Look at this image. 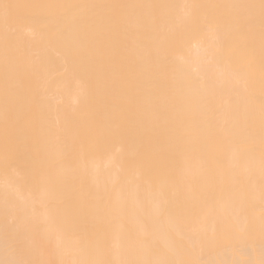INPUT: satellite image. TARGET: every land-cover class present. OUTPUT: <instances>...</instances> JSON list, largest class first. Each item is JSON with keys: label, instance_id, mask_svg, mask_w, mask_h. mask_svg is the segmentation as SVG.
<instances>
[{"label": "bare ground", "instance_id": "obj_1", "mask_svg": "<svg viewBox=\"0 0 264 264\" xmlns=\"http://www.w3.org/2000/svg\"><path fill=\"white\" fill-rule=\"evenodd\" d=\"M0 264H264V0H0Z\"/></svg>", "mask_w": 264, "mask_h": 264}]
</instances>
